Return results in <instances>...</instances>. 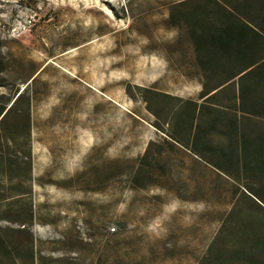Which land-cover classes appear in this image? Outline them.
I'll list each match as a JSON object with an SVG mask.
<instances>
[{"label": "rangeland", "instance_id": "obj_1", "mask_svg": "<svg viewBox=\"0 0 264 264\" xmlns=\"http://www.w3.org/2000/svg\"><path fill=\"white\" fill-rule=\"evenodd\" d=\"M177 1L0 0V107L28 82L33 120L31 189L0 188L32 216L0 212V264L205 254L238 182L168 142L142 98L144 87L192 99L201 89L184 71ZM247 124L264 131V118Z\"/></svg>", "mask_w": 264, "mask_h": 264}, {"label": "trees", "instance_id": "obj_2", "mask_svg": "<svg viewBox=\"0 0 264 264\" xmlns=\"http://www.w3.org/2000/svg\"><path fill=\"white\" fill-rule=\"evenodd\" d=\"M171 18L189 46L185 74L198 79L201 89L192 99L144 87L142 98L168 142L238 182L231 208L198 264H264V131L247 124L248 118H264V0H179ZM28 86L0 107V188L6 185L11 196L31 189ZM11 198L0 192V212L32 216L29 208H14L19 197ZM1 250L8 252L2 238Z\"/></svg>", "mask_w": 264, "mask_h": 264}]
</instances>
